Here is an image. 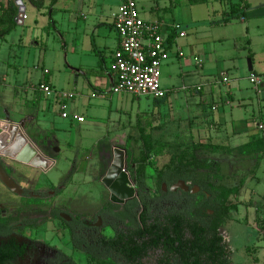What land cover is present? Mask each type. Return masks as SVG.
<instances>
[{"label":"rangeland","instance_id":"1","mask_svg":"<svg viewBox=\"0 0 264 264\" xmlns=\"http://www.w3.org/2000/svg\"><path fill=\"white\" fill-rule=\"evenodd\" d=\"M259 7L264 9V0H250V20L251 17L258 18L252 12ZM27 9L30 15L28 6ZM206 12L205 6L198 8L199 17H203ZM250 20L244 23L240 18H235L227 27L226 37L228 38L223 45H217L216 50L217 53H226L224 57L227 58L228 67H233L231 63L235 62L236 69L231 76L237 79L235 84L238 90L241 89L247 95L257 99L247 78L252 72V62H255L258 68L263 67L260 59L264 58V17L257 23ZM30 21L31 19L27 21V24ZM249 23H251V29L248 35L245 27ZM17 27L18 34H22L24 26L17 25ZM13 38L18 41V37L14 36L9 37V42L3 41L0 65H5L9 58V45ZM45 41L46 39L44 43L47 45L38 51L36 57L33 51L29 58L25 55L20 56L19 61L28 58L26 67L32 73L31 83L37 82L41 74L34 70V64L39 60L41 52L45 54V66L51 70V76L55 78V84L59 90L63 92L78 90L80 93L85 91L90 94L92 92V98L86 105V109L81 110L85 122L76 123L72 129L70 119H63L58 115V111L54 112L57 114L54 116L57 124L63 128V134H81L86 140L83 144L74 142V145H63L61 153L58 154L60 159L46 176L55 184L51 185L44 181L45 178L42 180L41 175L47 170L44 167L34 171H23L18 165L7 162L9 169L0 168V207L6 212L8 218L14 221L29 220L35 225V227L27 228L21 236L48 248L62 250L72 258L74 257L77 264H94L84 254L72 251L65 224L60 219L54 218L52 212L60 211L64 220H69V215H75L86 221H93L97 213L107 204L118 206L117 204L122 203L118 196H114L110 191V184L122 174L128 175L129 188L136 190L134 178L138 164L143 158L148 163L147 183L155 193L158 170L169 163L171 153L176 152L175 146L182 138H186L199 144L200 147L196 150L197 156L220 164L223 175L222 184L227 187L241 188L240 196L233 199L234 203H239V208L231 212L230 219L221 231L233 250L232 264H264V138L261 139L260 145L232 149L226 134H218L220 132L217 131L220 129L216 128V124L205 121L200 104L194 103L201 99L192 95L191 100V97L185 96V91L153 102L152 99L114 94L108 87L97 89L94 83H90V87L86 83L87 88H83V76H81L80 85L75 87L76 75L71 74L70 68L67 70V58L62 49L61 39L55 42ZM251 43L254 45L255 52L249 50ZM24 44L27 49L30 48L26 39ZM20 45H16L17 48L21 47ZM217 53H213L214 61L218 59ZM230 55L236 58L228 60L233 57ZM96 59L86 54L80 60L86 62L87 67H94L97 63ZM71 61L74 63L78 60L68 57V62ZM214 68L215 65L212 71L199 69L193 80L187 82V84L204 85V93L209 95L206 100L208 103L217 102L220 93L225 95L228 91L232 92L234 90L232 87L235 85L233 84L230 89L219 85L216 80L217 70ZM9 76L10 79H14L12 73ZM181 81L175 84L180 86ZM12 89V86L6 87L0 84V92L6 90L7 96H10ZM236 109H234L235 112ZM252 109V106L244 110L239 109L241 113L238 115L239 119H243L244 116L249 118V115L253 113ZM226 110L228 112L229 109ZM218 114L217 111L214 113V115ZM28 132L38 134L33 128H30ZM210 132L215 134L211 138L208 137ZM140 134H150L149 141L142 139ZM193 145L189 143L185 148L194 151ZM133 160L136 161L135 164L132 163ZM5 161L8 160L5 159ZM46 166H48L47 163ZM71 171L73 176L68 180ZM5 179L11 180L16 187L12 189ZM40 179L45 184L38 183ZM186 186L178 183L173 190L186 189ZM163 189L166 190L165 187ZM21 190L42 193L45 196L42 199H30L28 196L23 198L19 195ZM254 193L255 198L251 197ZM103 233L108 237L113 235L108 228L103 229ZM154 259L155 256L150 255L146 263Z\"/></svg>","mask_w":264,"mask_h":264},{"label":"crops","instance_id":"2","mask_svg":"<svg viewBox=\"0 0 264 264\" xmlns=\"http://www.w3.org/2000/svg\"><path fill=\"white\" fill-rule=\"evenodd\" d=\"M22 1L27 15L22 34H18V29H16L0 40L1 54L3 41L9 42V37L12 36L18 37V41L13 38L12 43L10 42L9 58L5 65H0V84L13 87L10 96H7L5 92L8 89L0 92V158L4 163V166L0 168L9 169L7 162L18 165L23 171L47 168L41 175L42 180L45 178L44 181L52 185L55 183L50 182L46 176L60 159L58 154L61 153L63 145H74V142L83 144L86 140L81 134L62 133L63 128L57 124L54 117L57 115L54 112L57 111L61 116L59 98L46 96L38 90V85L45 82L57 93L75 94V97L68 102L71 129L76 123L79 124L72 117L82 116L81 110L86 109V105L90 103L92 92L90 94L85 91L80 93L78 90L71 92L59 90L55 84V78L51 76V70L45 66V54L41 52L39 60L34 64V70L41 74L37 82L31 83L32 73L28 71L26 61L31 57L32 51L36 53L34 56L36 57L38 51L47 45L44 39H46L45 42L50 40L55 42L61 39L62 49L67 58V70L70 68L71 74L76 75L75 87L80 85L81 76H83V88H87L86 83L88 87L90 83H94L97 89L108 87L112 90L113 75L109 66L113 54L118 49V37L113 21L122 0H58L55 4H52L53 0H43L39 8L28 0ZM138 2L141 16L145 20L159 21L168 28L174 23H180L182 30L186 33L185 37L173 41L170 47L171 57L162 66V86L171 91L167 98L176 96L182 91H185V96L191 97V100L192 95L199 97L201 100L194 103L200 104L205 121L216 124V128L220 129L217 131L220 132L218 134H226L232 149L249 147L250 143L261 140L263 133L258 129V125L264 124V86L256 90L250 84L257 99H254L252 95H247L240 88L239 91L235 84L237 79L231 76L233 70L236 69L235 62L231 63L233 67H228L227 58L224 57L226 53H217L216 50V46L223 45L228 38L226 37L227 27L237 18L231 9V4L235 1L207 0V3L198 5H193L191 0H138ZM245 4L246 8L243 11L245 21H242L244 23L250 20V0H246ZM27 6L30 9V15H28ZM202 6L207 8V12L203 14V17H199L198 8ZM260 7L252 12L258 18L251 17V22L256 21L257 23L264 17V9ZM29 19L31 21L27 24ZM245 28L248 34L251 23L246 24ZM24 39L28 41L32 49L25 47ZM16 42L19 45L21 43V47L17 48ZM249 50H255L253 43L250 44ZM213 53H217L216 58L218 59L215 61ZM86 54L97 58L94 67H87L85 65L87 63L80 60ZM23 55L28 58L19 61L20 56ZM230 56L233 57L228 60L236 58L234 55ZM68 57L78 61L68 62ZM260 64H263L262 69L252 62V72L249 77L252 74H264V58L260 59ZM214 65L219 85L229 89L233 84L235 85L232 87L234 88L232 92L228 91L225 95L220 93L217 102L208 103L206 100L209 95L204 93L205 86L197 83L187 84V82L193 80L199 69L212 71ZM44 70H49V73L45 74ZM258 70L262 71L258 72ZM10 73L13 74L14 79H10ZM222 74L229 78V84L225 85L220 82ZM180 80H182L181 85L177 86L175 83ZM208 83L210 84L209 81ZM189 91L191 93L188 94ZM248 106H252L253 113L249 115V118L244 116L243 119H239L238 115L241 113L238 110H244L246 107L248 109ZM235 108H237L236 112ZM226 109H229L228 112ZM216 111L219 112L218 115H214ZM30 128L38 134H29ZM210 133L208 134L210 138L215 135L213 132ZM140 136L142 139L146 137L150 139L151 135L140 134ZM38 183L45 184L41 182V179ZM255 196V193L251 195L253 198Z\"/></svg>","mask_w":264,"mask_h":264},{"label":"trees","instance_id":"3","mask_svg":"<svg viewBox=\"0 0 264 264\" xmlns=\"http://www.w3.org/2000/svg\"><path fill=\"white\" fill-rule=\"evenodd\" d=\"M28 1L39 8L43 0ZM57 1L53 0L52 4ZM191 3L205 4L207 0H191ZM231 9L237 18L245 14L239 2L232 3ZM18 16L19 8L14 0H0V40L18 28ZM174 40L175 34L171 33L168 44L171 46ZM256 141L249 147L262 143ZM189 143L194 144V151L185 148ZM199 147L191 139L182 138L178 142L169 163L157 172L155 193L147 183V160L140 161L134 178L136 198L128 201L122 210L107 204L97 213L104 227L114 232L112 237L86 224L85 219L69 216V220H64L60 211H53L52 216L69 230L75 252L84 254L94 264H232L233 250L221 231L231 212L239 208L233 199L240 196L241 188L222 184L220 164L197 156ZM3 166L0 158V167ZM72 176L73 171L67 179ZM179 182H184L189 190L172 191ZM194 189L198 191L193 192ZM32 227L35 225L29 221L23 224V228ZM7 234V224L0 220V235ZM17 254V243L0 245V264H11ZM150 255L155 259L146 263ZM52 264L77 263L74 257L60 252Z\"/></svg>","mask_w":264,"mask_h":264},{"label":"built area","instance_id":"4","mask_svg":"<svg viewBox=\"0 0 264 264\" xmlns=\"http://www.w3.org/2000/svg\"><path fill=\"white\" fill-rule=\"evenodd\" d=\"M231 1L239 2L240 9L245 10L246 0ZM16 3L18 7L23 5L21 0H17ZM26 19V13L22 14L17 19V25L23 26ZM240 19L245 21L244 16ZM113 25L118 37V49L113 54L109 66L113 75L111 91L114 94H127L138 99L167 98L171 91L162 86V66L171 57V46L168 44L170 34L174 33L175 39L186 36L182 25L174 23L168 28L159 21L145 20L141 16L138 0H122L118 13L114 15ZM44 73L48 74L49 70H44ZM248 80L256 90L264 86V74H252ZM220 82L227 85L230 80L222 74ZM38 90L48 97L57 96L60 101L61 117L71 118L68 102L75 97L74 93H57L45 82L38 85ZM72 118L78 123L85 122L82 116ZM258 129L263 132V139L264 125L259 124Z\"/></svg>","mask_w":264,"mask_h":264},{"label":"flooded vegetation","instance_id":"5","mask_svg":"<svg viewBox=\"0 0 264 264\" xmlns=\"http://www.w3.org/2000/svg\"><path fill=\"white\" fill-rule=\"evenodd\" d=\"M119 160H121V159H119ZM19 195H20V197H23V198L25 196H28V198H30V199H42V197L45 196V194H42V193L36 194L33 192H27L24 190L23 191L21 190V193ZM136 196H137V188L135 190V196L133 198H131L127 201H124L123 203L117 204L119 207H121L120 210L123 209V207L125 206V204L128 201L133 200L134 198H136ZM61 214L62 213L60 212V216H61ZM69 216L71 218H72V216L74 218H78L75 215H69ZM95 218H96L95 221H91V222L86 221V224L94 226V227H98L99 229H101V231H103V229H105V228L110 229L109 227H104L103 219L101 216L96 215ZM79 219H82V218H79ZM0 220L5 221L7 224V227H8V234L7 235H0V245H2V244L8 245L12 242L17 243V245H18L17 257H16L15 261H12L11 264H52V263H55L57 261L59 253L63 252L62 250L51 249V248H48L47 246H45L43 244H39V243L34 242L30 239L23 238L21 236V233H23L27 229V228H23V224H24V222L29 221V220L14 221V220L7 217L6 212L3 210V208H0ZM68 233H69V230H68ZM113 235H114V232H113ZM112 236H110V237H112ZM69 238H70V233H69ZM70 244L72 247V251L75 252L73 245H72V242H71V239H70ZM63 253L66 254L65 252H63ZM67 256H69V255H67Z\"/></svg>","mask_w":264,"mask_h":264},{"label":"water","instance_id":"6","mask_svg":"<svg viewBox=\"0 0 264 264\" xmlns=\"http://www.w3.org/2000/svg\"><path fill=\"white\" fill-rule=\"evenodd\" d=\"M18 8H19V16H21L22 14H24L26 12V8H25L24 3H23V5L21 7H18ZM18 17H17V19H18ZM17 19H16V23H17ZM114 179H116V178H114ZM5 181H6V183H8V185L10 187H12V189H14L16 187V185H14V183L11 180L5 179ZM129 182H130V180H129L128 175L122 174L120 178H117V180L115 182L110 184L111 185L110 191L114 194V196H118V198L120 199L119 201L122 202V203L124 201H127V200H129V199H131V198H133L135 196V191L133 189L129 188V186H128ZM179 184L186 185L184 182H179ZM175 186H173V188ZM173 188H172V191H176V190H173ZM182 190L188 191L189 188H188V186H186V189H182ZM192 191L193 192H197L198 189H194Z\"/></svg>","mask_w":264,"mask_h":264}]
</instances>
